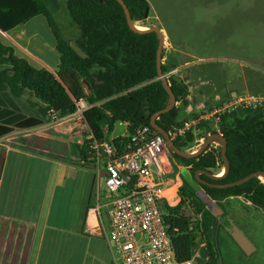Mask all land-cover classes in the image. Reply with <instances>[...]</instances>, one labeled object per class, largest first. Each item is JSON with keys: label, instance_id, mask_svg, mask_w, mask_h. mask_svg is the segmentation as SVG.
Listing matches in <instances>:
<instances>
[{"label": "trees", "instance_id": "16d2710c", "mask_svg": "<svg viewBox=\"0 0 264 264\" xmlns=\"http://www.w3.org/2000/svg\"><path fill=\"white\" fill-rule=\"evenodd\" d=\"M65 1L72 21L79 28V35L73 42L59 34L44 0H0L2 31H12L31 18L44 15L56 36V49L60 56L57 69L52 71L19 56L14 46L0 39V136L17 127L43 124L52 119L53 113L65 115L73 112L77 102L84 99L89 105L83 113L87 130L78 148L83 158L92 157L96 162L89 134L94 138L109 139L115 123L125 122L127 133L112 138L114 144L121 146L128 133L140 125H150L152 114L168 104L169 93L157 69L159 36L152 30L131 28L118 0ZM124 1L136 24L150 16L148 0ZM162 55V69L177 103L161 114L157 122L170 130L186 119L180 118L179 112L181 105L188 103L189 94L196 99L193 93L196 81L203 87L212 88L211 78L227 79L228 75L223 71L216 76L215 72L221 71L210 66L204 72V68H198V62L184 69L187 72L184 77L169 75L171 69L190 60L165 58L164 50ZM229 82L228 79L218 86L226 87ZM226 93L229 95L230 91ZM32 97L41 103L37 105ZM222 102L224 100L219 103ZM106 124L107 131L104 130ZM213 124L215 122L206 121L198 124L197 128L204 131V137L218 131L225 135L230 167L227 173L216 178L201 174L202 179L211 184H223L253 171L264 170V106L225 113L217 127ZM195 133L194 129L188 130L174 142L184 150L191 149ZM172 156L193 174L199 169L219 174L224 167L221 146L216 143L190 157L176 153ZM181 178V200L175 206H167L164 212L176 256L179 260L188 259L200 243H205L197 264H218L223 214L211 211L182 175ZM200 186L221 209L231 196H242L255 207L264 209V180L260 177L230 187L206 183H200Z\"/></svg>", "mask_w": 264, "mask_h": 264}, {"label": "crops", "instance_id": "0c3cea01", "mask_svg": "<svg viewBox=\"0 0 264 264\" xmlns=\"http://www.w3.org/2000/svg\"><path fill=\"white\" fill-rule=\"evenodd\" d=\"M32 19L9 32L0 29V39L19 56L55 71L60 61L50 66L12 34ZM172 27L171 33L161 27L165 58L190 60L174 69L227 57L205 53V48L219 46L192 36L186 25L176 34ZM229 90L228 83L208 88L196 81L193 93L201 107ZM78 122L68 113L57 114L38 126L17 127L0 136V264H119L106 239L111 223L107 189L102 192L101 186L104 168L98 173L93 158L81 156L78 144L87 127L83 121L85 130H76Z\"/></svg>", "mask_w": 264, "mask_h": 264}, {"label": "rangeland", "instance_id": "374dc122", "mask_svg": "<svg viewBox=\"0 0 264 264\" xmlns=\"http://www.w3.org/2000/svg\"><path fill=\"white\" fill-rule=\"evenodd\" d=\"M44 1L59 34L65 39L74 40L79 35V28L68 13L66 1ZM148 1L151 8L150 16L137 25L144 28L158 25L170 31L169 33H171L170 27L173 26L172 33L174 29L175 34L180 31V25H186L189 27L192 36L219 46L216 48L217 50L205 48V53L227 56L224 59L218 57L197 62L200 64L198 68H204V72L207 71L208 66L212 67L213 70L221 71H214L216 76H220L225 71L228 75L226 76L227 79L213 77L209 82L216 87L229 79L230 94L224 95L221 99H208V102H202L201 107H198L200 101L195 100L194 96L189 97L188 103L181 105L180 118H189L197 112L244 91L264 95V0ZM23 26L26 27H19L12 34L18 36L24 44H28V48L34 52L36 57L40 56L43 60L52 63L48 62L50 66L59 63V54L56 49L57 39L47 18L38 15ZM40 57L38 58L42 60ZM186 73L185 70L177 69H171L168 72L169 75L175 74L180 78L186 76ZM31 99L37 105L41 103L35 97ZM196 102L197 105H195ZM74 118L79 121L76 123V130L84 131L83 120L76 116ZM217 126L218 123L213 124V127ZM127 131V124L117 121L110 131L109 137L123 135ZM195 134L196 137H200V135H204V131L198 128ZM198 143L195 141L190 145L193 150L187 152L191 153L195 149L198 150L201 145ZM262 179L264 180V178ZM101 186L102 192H106V186L103 182ZM222 214L223 229L220 235L218 264H264V209L255 207L242 196H231L224 201L222 211L218 212V215ZM235 226L254 245L252 252H246L235 239L233 235Z\"/></svg>", "mask_w": 264, "mask_h": 264}, {"label": "built area", "instance_id": "2783aa9c", "mask_svg": "<svg viewBox=\"0 0 264 264\" xmlns=\"http://www.w3.org/2000/svg\"><path fill=\"white\" fill-rule=\"evenodd\" d=\"M264 106V95L245 91L186 118L167 130L172 140L188 130H197L206 121L218 123L225 113ZM88 103L81 99L70 116L83 120ZM53 113V110L51 111ZM57 114L53 113L52 119ZM108 125L104 126L107 131ZM98 173L104 168L108 215L111 227L106 233L108 245L119 264H197L200 243L192 257L179 260L164 218L167 206L180 200L181 168L172 157L165 137L151 125H140L128 133L121 146L112 138L98 139L93 134ZM204 136L196 137L200 145ZM186 151L193 149H185Z\"/></svg>", "mask_w": 264, "mask_h": 264}, {"label": "water", "instance_id": "95a60500", "mask_svg": "<svg viewBox=\"0 0 264 264\" xmlns=\"http://www.w3.org/2000/svg\"><path fill=\"white\" fill-rule=\"evenodd\" d=\"M118 1L121 3V5L123 6V8L125 10L126 18H127L128 24L130 25L131 28H133L135 30H139V31L152 30V31L157 32V34L159 36V45H158V49H157V58H156L157 59V69H158L159 77L163 83V86L165 87L166 91L169 93V102L166 106H164L163 108L157 110L156 112H154L152 114L151 120H150V125L153 126L154 128H156L165 137V139L167 140V144L170 148V152L176 153L180 156L190 157V156H193L194 154H196L198 152L203 151L210 144H214V143L219 144L221 146L222 157L224 160L225 173H227V171L229 170V167H230V162H229V159L227 156V139L223 133L218 131V132L208 134L204 138V140L202 141L198 150L196 152L190 153V152H187L186 150H184L183 148L178 147L175 144L174 140H172L170 138L168 131L166 129H164L160 124H158L157 119L159 118V116L163 113L168 112L177 103L176 95H175V93L171 87V84L168 80L167 75L163 72V69H162V63H163V55L162 54H163V47H164V42H165V33L162 30V28L159 27L158 25H152V26H149L145 29L138 28L136 23L134 22V20L132 18V15L130 13V9L127 6L126 2L124 0H118ZM180 172H181L182 177L196 190L197 195L202 199V201L207 205V207L217 215H218L219 211H222V209L217 204L216 200L212 199L210 197V195L200 186V183H206L209 185H216L219 187H230V186H234V185L244 183L245 181H247L253 177L264 178V170H256V171H253V172L247 174L246 176H244L240 179H237L235 181H231V182H227V183H223V184H211L208 181L202 179L201 174H206L212 178H216V177H219L221 175L216 174V173H212L206 169H199L193 174L185 166L181 168ZM234 231L235 232L233 235H234L235 239L237 240V242L241 245V247L248 253L252 252V250L254 249V245L251 243L249 238L240 229H238L236 226L234 227Z\"/></svg>", "mask_w": 264, "mask_h": 264}, {"label": "bare ground", "instance_id": "6f19581e", "mask_svg": "<svg viewBox=\"0 0 264 264\" xmlns=\"http://www.w3.org/2000/svg\"><path fill=\"white\" fill-rule=\"evenodd\" d=\"M137 25V24H136ZM137 27L138 28H140V29H145L144 27H142V26H140V25H137ZM197 149H195L194 151H192V152H195ZM225 173V168L223 167V170L221 171V172H219V175H222V174H224Z\"/></svg>", "mask_w": 264, "mask_h": 264}]
</instances>
